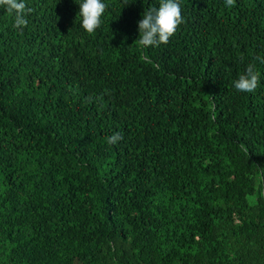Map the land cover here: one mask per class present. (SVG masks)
I'll return each mask as SVG.
<instances>
[{"label": "trees", "instance_id": "16d2710c", "mask_svg": "<svg viewBox=\"0 0 264 264\" xmlns=\"http://www.w3.org/2000/svg\"><path fill=\"white\" fill-rule=\"evenodd\" d=\"M104 2L92 34L0 4V264H264V0H181L147 48L158 0Z\"/></svg>", "mask_w": 264, "mask_h": 264}, {"label": "clouds", "instance_id": "9594fccd", "mask_svg": "<svg viewBox=\"0 0 264 264\" xmlns=\"http://www.w3.org/2000/svg\"><path fill=\"white\" fill-rule=\"evenodd\" d=\"M234 0H225L226 6H232ZM9 12L14 15V22L17 28L26 25L25 0H0ZM77 4V3H76ZM80 27L87 33H94L102 23V16L106 10L104 0H79ZM181 0H158V6H151L142 13L138 21L139 45L147 48L161 43H167L174 34L176 28L182 23ZM258 84V75L254 66L249 65L245 72L234 81V88L238 92L251 93ZM121 139L119 133L106 137L109 144H116Z\"/></svg>", "mask_w": 264, "mask_h": 264}]
</instances>
